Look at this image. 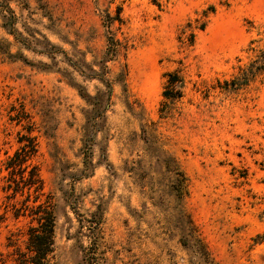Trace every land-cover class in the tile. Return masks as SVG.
I'll return each mask as SVG.
<instances>
[{"label":"rangeland","instance_id":"374dc122","mask_svg":"<svg viewBox=\"0 0 264 264\" xmlns=\"http://www.w3.org/2000/svg\"><path fill=\"white\" fill-rule=\"evenodd\" d=\"M262 49L264 0H0V264L40 205L53 264H264Z\"/></svg>","mask_w":264,"mask_h":264},{"label":"trees","instance_id":"16d2710c","mask_svg":"<svg viewBox=\"0 0 264 264\" xmlns=\"http://www.w3.org/2000/svg\"><path fill=\"white\" fill-rule=\"evenodd\" d=\"M109 46L106 51L108 59H112L115 54L114 39L109 36ZM264 73V49L259 51L255 60L243 71L240 79L244 81L256 74ZM167 84L164 91V97L169 100H175L182 96V83L183 79L175 72L167 73ZM108 85L111 83L107 80ZM236 82V80H235ZM179 183L184 186L186 182L185 173L179 171ZM39 206L37 214L39 216V225L33 226L30 229L29 236V249L34 253L33 256L27 257L23 252H20L18 262L20 264H53L51 254L54 252V232H55V213L50 206ZM192 224L191 220L189 221ZM195 242L201 243L196 235H190Z\"/></svg>","mask_w":264,"mask_h":264}]
</instances>
